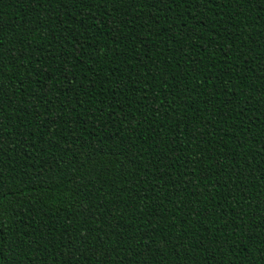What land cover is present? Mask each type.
I'll list each match as a JSON object with an SVG mask.
<instances>
[{
	"label": "trees",
	"instance_id": "1",
	"mask_svg": "<svg viewBox=\"0 0 264 264\" xmlns=\"http://www.w3.org/2000/svg\"><path fill=\"white\" fill-rule=\"evenodd\" d=\"M0 264H264V0H0Z\"/></svg>",
	"mask_w": 264,
	"mask_h": 264
}]
</instances>
